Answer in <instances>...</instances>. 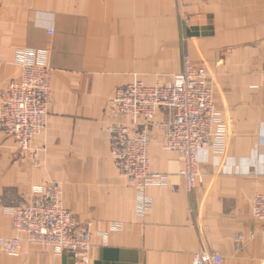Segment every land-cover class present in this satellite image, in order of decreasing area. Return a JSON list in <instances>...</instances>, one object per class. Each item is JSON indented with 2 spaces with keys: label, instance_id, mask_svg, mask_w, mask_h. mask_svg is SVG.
<instances>
[{
  "label": "crops",
  "instance_id": "crops-1",
  "mask_svg": "<svg viewBox=\"0 0 264 264\" xmlns=\"http://www.w3.org/2000/svg\"><path fill=\"white\" fill-rule=\"evenodd\" d=\"M44 52L53 80L47 128L34 144L41 166L0 131V235H12L9 208L57 183L65 207L93 223L90 264H193L205 251L222 264H264V224L253 215L264 194V0H0V106L21 57ZM186 54L210 66L228 147L200 154L204 180L189 190L184 158L155 131L151 170L163 183L150 187L142 213L111 156L107 129L122 118L108 105L135 80L171 84ZM170 116L161 110L157 121ZM0 264L75 261L25 242L18 255L0 253Z\"/></svg>",
  "mask_w": 264,
  "mask_h": 264
},
{
  "label": "built area",
  "instance_id": "built-area-1",
  "mask_svg": "<svg viewBox=\"0 0 264 264\" xmlns=\"http://www.w3.org/2000/svg\"><path fill=\"white\" fill-rule=\"evenodd\" d=\"M47 53V52H46ZM46 53L21 57L22 73L3 90L0 106V131L12 139L35 167L41 160L34 149L37 138L46 130L52 101L53 69ZM264 74V60L262 63ZM214 80L206 62L192 63L183 56V70L169 85L147 86L140 80L116 90L108 111L122 121L107 132L110 151L119 173L139 198V208H150L148 191L161 185L163 177L152 173L150 146L155 131L162 132L166 151L180 154L186 167L181 175L193 190L204 177L198 168L200 154H225L231 127L221 118L214 102ZM161 110H168V120L159 122ZM12 215V235H0V253L18 255L23 243L48 246L57 254L69 252L75 264H90L93 223H80L75 213L65 207L59 184L51 183L34 191L32 202L8 209ZM254 218L264 224V194L253 200ZM242 237L237 238V247ZM219 254L208 251L193 257V264H222Z\"/></svg>",
  "mask_w": 264,
  "mask_h": 264
},
{
  "label": "rangeland",
  "instance_id": "rangeland-1",
  "mask_svg": "<svg viewBox=\"0 0 264 264\" xmlns=\"http://www.w3.org/2000/svg\"><path fill=\"white\" fill-rule=\"evenodd\" d=\"M187 56H189L188 54H186ZM190 57V56H189ZM208 65V67L210 68V66H209V64H207Z\"/></svg>",
  "mask_w": 264,
  "mask_h": 264
}]
</instances>
